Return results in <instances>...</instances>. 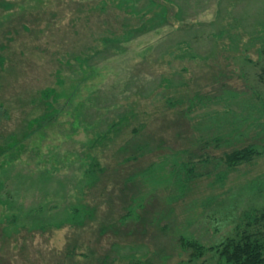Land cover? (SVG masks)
Returning <instances> with one entry per match:
<instances>
[{
    "label": "rangeland",
    "instance_id": "rangeland-1",
    "mask_svg": "<svg viewBox=\"0 0 264 264\" xmlns=\"http://www.w3.org/2000/svg\"><path fill=\"white\" fill-rule=\"evenodd\" d=\"M150 1L0 0L13 5L0 8V145L47 113L48 89L59 111L9 173L2 197L38 214L16 228L0 207V264H221L209 250L192 261L182 239L218 246L264 208V0ZM131 5L152 23L164 8L166 20L95 56L138 28ZM224 29L233 36L220 39ZM188 40L192 50L174 51ZM250 147L259 156L229 170L225 156ZM88 155L104 172L80 194ZM68 206L88 209L84 226L41 228Z\"/></svg>",
    "mask_w": 264,
    "mask_h": 264
},
{
    "label": "trees",
    "instance_id": "trees-1",
    "mask_svg": "<svg viewBox=\"0 0 264 264\" xmlns=\"http://www.w3.org/2000/svg\"><path fill=\"white\" fill-rule=\"evenodd\" d=\"M132 1H136V3L141 2L142 0H120L121 4L128 3L131 4ZM150 2V7L154 8L157 7V3H153L152 1L148 0ZM166 3V2H165ZM169 4L170 3H166ZM135 5H131L130 8L131 12H128V18L134 19L138 18L140 19V25L136 29H130L128 27L122 28V34L121 35H113L112 38H107L103 40L104 46L106 48V51H100L99 49H96L93 53L96 55H100V53L107 52L109 50V47H112V49L116 52L119 48L118 46H121L122 43H125L127 41H130L139 35L146 32V23L152 24L151 26H154V22L156 20H159L160 18H164L167 15L166 10L163 8L161 13L155 15L154 22L152 23L150 20L147 21V15L144 13L142 14V11L134 10ZM3 7L5 10L10 11L12 10L13 5L8 2H0V8ZM135 11V12H134ZM137 12V13H136ZM220 15V14H219ZM218 16V15H217ZM221 18V16H220ZM163 21L165 22V20ZM124 27V26H123ZM157 27H152L150 30H155ZM128 30V31H127ZM226 29L220 30L217 32V35H221V38H224L228 36L230 38V34H226ZM232 41V40H231ZM192 43L190 40L188 41H180L175 43V50L174 51H180V49L190 46L189 50H192ZM117 46V47H115ZM81 54L84 55V52ZM82 55V56H83ZM81 57V56H80ZM79 58V57H76ZM78 63H84V66L89 64V58H87L85 61H81L78 59ZM89 67L91 65H88ZM81 69V67H80ZM167 80L164 79L163 82H166ZM56 91H46L44 95L42 96V103L47 108V113L39 117L38 119L31 120L28 123V128L26 133L20 132L19 134L22 135H16L15 133H11V135H8L7 138L3 141L4 144L0 145V159L4 158L3 161H0V207L6 208L7 211H10V215L12 219L5 218V221L7 220V223L11 225L16 226L18 228L20 225L24 228H27L26 220H29L31 217L34 216L36 213L33 209L26 211V214L23 213L21 207L19 209H14V201H12L8 197H2V194L6 191V182L9 178V173L12 172L14 169H16L17 164L16 161L21 160L20 156L26 149L24 142L30 138L33 134H35L34 131L39 130L46 126L47 124H50L53 120L56 119V116L58 114V110L53 106L54 103H57L58 100V94ZM53 98V99H52ZM52 99V100H51ZM53 103H52V102ZM81 107L83 105L81 104ZM80 108V107H79ZM79 112V109H78ZM79 114V113H78ZM79 118V117H78ZM127 120V117H123L121 119V122L119 124H113L110 129L104 134L96 133L94 141L90 142L91 148H93L95 145L102 144L105 140H107V137L111 134V132L117 128L119 125H122ZM35 128V129H34ZM76 128V127H75ZM91 129V128H89ZM26 130V129H24ZM35 153H37L36 149H33ZM36 155V154H35ZM38 155V154H37ZM55 155V154H54ZM259 156V153L254 148H245L242 150L234 151L228 155L225 156V163L229 170H234L237 167L241 166L242 164H249L252 162V160ZM55 157L58 158V160L61 158L59 154L55 155ZM87 159L89 160V163H87L88 168L85 170V173L81 179L80 185L82 186L79 190L80 194L87 190V189H93L94 186L100 182V175L104 172V169L101 167V164L98 160L93 158L91 155H88ZM55 161V158H54ZM63 162V160H61ZM60 162V160H59ZM86 165V164H85ZM58 168L54 165H50V167H45L37 174L39 175V182H45L46 180H50L53 178V176L57 173ZM31 174V173H30ZM16 176H19L16 174ZM26 176V175H25ZM30 178V176H26ZM38 177V176H37ZM35 177L34 180L31 181V184H37L38 178ZM22 178V177H20ZM31 179V178H30ZM44 184V183H42ZM8 194V193H7ZM10 194V193H9ZM78 201L80 202L81 199L78 198ZM81 203V202H80ZM43 208H46L45 206H40V210L43 211ZM67 217L65 220H59L56 221L54 225L52 223H49L46 221L45 226H41V228H57L60 229L62 226L65 225H72L76 227L84 226L86 222V218H88L89 212L88 209L84 206H73V207H67L65 208ZM15 210V211H14ZM23 222V224H21ZM183 240V246L185 249L192 251V255L194 256V260L201 259L205 252L207 250L213 252L219 257V261L221 264H264V208L261 210H255L252 212L246 213L244 215L243 220L240 221V223L235 228V235L232 237L227 238L224 242H222L218 246L210 247L209 249H206L203 245H201L199 242H196L194 240Z\"/></svg>",
    "mask_w": 264,
    "mask_h": 264
}]
</instances>
